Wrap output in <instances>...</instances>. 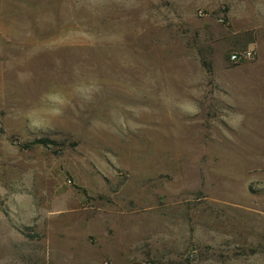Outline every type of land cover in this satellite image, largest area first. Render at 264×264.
Listing matches in <instances>:
<instances>
[{
    "label": "rangeland",
    "instance_id": "obj_1",
    "mask_svg": "<svg viewBox=\"0 0 264 264\" xmlns=\"http://www.w3.org/2000/svg\"><path fill=\"white\" fill-rule=\"evenodd\" d=\"M263 136L244 0H0V264H264Z\"/></svg>",
    "mask_w": 264,
    "mask_h": 264
},
{
    "label": "crops",
    "instance_id": "obj_2",
    "mask_svg": "<svg viewBox=\"0 0 264 264\" xmlns=\"http://www.w3.org/2000/svg\"><path fill=\"white\" fill-rule=\"evenodd\" d=\"M244 5H245L246 9H249L253 13H258L260 16V19L264 20V0H244ZM250 122L254 123L255 120H250ZM134 212L135 213H133V214H135L134 215L135 218L129 222L124 221L123 222V224H124L123 229H125L124 233L131 235V237L133 239V243L135 242L136 244H138L139 243V236H140V232H141V225H140V222L138 220L139 210L136 209V211H134Z\"/></svg>",
    "mask_w": 264,
    "mask_h": 264
},
{
    "label": "built area",
    "instance_id": "obj_3",
    "mask_svg": "<svg viewBox=\"0 0 264 264\" xmlns=\"http://www.w3.org/2000/svg\"><path fill=\"white\" fill-rule=\"evenodd\" d=\"M255 53L252 49L243 51L241 53H233L230 56V60L232 62H240V61H245V60H250L254 57Z\"/></svg>",
    "mask_w": 264,
    "mask_h": 264
}]
</instances>
